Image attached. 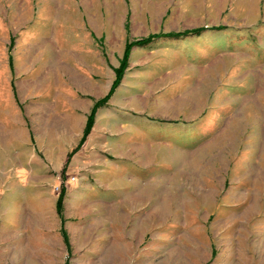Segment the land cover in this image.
Here are the masks:
<instances>
[{
  "label": "rangeland",
  "instance_id": "374dc122",
  "mask_svg": "<svg viewBox=\"0 0 264 264\" xmlns=\"http://www.w3.org/2000/svg\"><path fill=\"white\" fill-rule=\"evenodd\" d=\"M0 264H264V0H0Z\"/></svg>",
  "mask_w": 264,
  "mask_h": 264
},
{
  "label": "trees",
  "instance_id": "16d2710c",
  "mask_svg": "<svg viewBox=\"0 0 264 264\" xmlns=\"http://www.w3.org/2000/svg\"><path fill=\"white\" fill-rule=\"evenodd\" d=\"M223 29L224 28L220 26V27H217L216 29H213V30L218 31V30H223ZM204 30L205 29H194V30L180 32V33L150 35L149 37H147L145 39L138 40V41H135L133 43H127L125 45V49H124V52H123V58H122V60L120 62V65H119L118 68H116L114 70L115 78H114V80L112 82L111 89H110L108 95L105 98L97 101L94 104V106L92 107L89 115L87 116L86 123H85V128H84V131H83V136H82V139H81V141H80V143H79L77 148H79V146L86 139L87 135L90 133V131H91L92 127H93V124H94V118H95V114H96L97 110L99 108L103 107L104 105H106V103L108 102V100L110 99L112 94L114 93L115 89L119 86V84L121 82V79H122V76L124 74V71L126 70V67H127V61H128V58H129V54H130V52H131L133 47H135V46L136 47L137 46H144V45L149 44L153 40H157V39H161V38L178 39V38H182V37H185V36H188V35H197V34H200ZM64 193H65V190H64V188H62L61 192H60V196L57 199L56 204H55L56 213L60 217H61L62 210H63L62 198H63Z\"/></svg>",
  "mask_w": 264,
  "mask_h": 264
}]
</instances>
